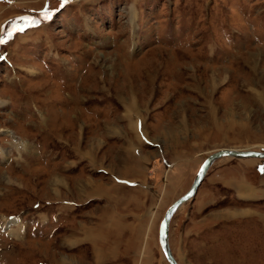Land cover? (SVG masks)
<instances>
[{
  "label": "rangeland",
  "instance_id": "rangeland-1",
  "mask_svg": "<svg viewBox=\"0 0 264 264\" xmlns=\"http://www.w3.org/2000/svg\"><path fill=\"white\" fill-rule=\"evenodd\" d=\"M226 149L264 152V0H0V264H168L167 209ZM245 161L174 212L179 264H264Z\"/></svg>",
  "mask_w": 264,
  "mask_h": 264
},
{
  "label": "water",
  "instance_id": "water-1",
  "mask_svg": "<svg viewBox=\"0 0 264 264\" xmlns=\"http://www.w3.org/2000/svg\"><path fill=\"white\" fill-rule=\"evenodd\" d=\"M223 157H228L233 159H249V158L264 159V152L235 151V150L226 149V150H219L217 152H214L204 160L189 190L186 193H184L181 197H179L177 200H175V202L167 209L164 218L161 221L159 227L158 242L162 250V253L164 254L169 264H177L173 258L168 242V227L174 212L179 206L189 201L195 195L211 163Z\"/></svg>",
  "mask_w": 264,
  "mask_h": 264
},
{
  "label": "crops",
  "instance_id": "crops-1",
  "mask_svg": "<svg viewBox=\"0 0 264 264\" xmlns=\"http://www.w3.org/2000/svg\"><path fill=\"white\" fill-rule=\"evenodd\" d=\"M248 161H251V162H248ZM248 161L246 160L245 163H248V164H250L252 166L253 165L255 166L257 164V162H261L263 160L250 159ZM259 167L261 168V167H263V165L261 164ZM226 173H228V172H226ZM225 174H223V177H226ZM123 178H120V179H123ZM221 182H223V181H221ZM223 185L227 186V185H229V182H227V180H224ZM233 215H234V212L232 213V216ZM235 215H237V213H235ZM135 217H136V215H135ZM135 217H134V219H135ZM104 221H105V226L104 227H108L109 230H112L113 233L117 236V238L115 240H113V242L112 241L109 242V245H107V247H105L106 250L104 251V250H101L96 245V242L98 241V238H100V236L99 235L95 236V231H93L91 229L88 230V233H89L88 237H89V240H90L91 249L93 251L95 261H99L101 259L102 255H104V254L105 255H114L116 253V251H119L118 248L122 247V245H120V244H118L116 242L120 241L118 238H120L121 235H123L124 231L126 230V227H125L126 225L123 224V217L122 216H119V217H114L113 216V219H112V216H111V219H107V220H104ZM154 226H155V224L151 226V228H150L151 232H154ZM156 236H157V231H156ZM103 239H105V238H103ZM101 240H102V238H101ZM145 250H146V248H144V252H145ZM161 256H162V253H161ZM163 261L165 262L164 258H163Z\"/></svg>",
  "mask_w": 264,
  "mask_h": 264
},
{
  "label": "bare ground",
  "instance_id": "bare-ground-1",
  "mask_svg": "<svg viewBox=\"0 0 264 264\" xmlns=\"http://www.w3.org/2000/svg\"><path fill=\"white\" fill-rule=\"evenodd\" d=\"M135 127H136V124H135ZM246 151H249V150H246ZM251 151H258V152H262V151H259V150H251ZM249 159H258V158H249ZM242 160H248V159H242ZM258 160H264V159H258ZM215 162V161H214ZM214 162H212L211 163V165L210 166H212L213 164H214ZM210 166H209V168H210ZM209 168H208V170H209ZM208 170H207V172H206V174L208 173ZM206 176V175H205ZM205 178V177H204ZM204 180V179H203ZM202 183V182H201ZM183 205V204H182ZM175 214V213H174ZM170 224V223H169ZM168 229H169V227H168ZM160 247V246H159ZM161 249V248H160ZM162 251V250H161ZM172 253V252H171ZM163 254V253H162ZM173 255V254H172ZM163 256H164V254H163ZM173 258H174V256H173ZM164 259L166 260V258H165V256H164ZM175 260V259H174ZM166 262L169 264V262L166 260ZM175 262L177 263V264H179L176 260H175Z\"/></svg>",
  "mask_w": 264,
  "mask_h": 264
},
{
  "label": "snow or ice",
  "instance_id": "snow-or-ice-1",
  "mask_svg": "<svg viewBox=\"0 0 264 264\" xmlns=\"http://www.w3.org/2000/svg\"><path fill=\"white\" fill-rule=\"evenodd\" d=\"M47 14H45V16H46Z\"/></svg>",
  "mask_w": 264,
  "mask_h": 264
}]
</instances>
